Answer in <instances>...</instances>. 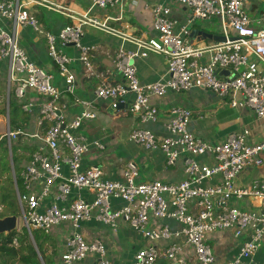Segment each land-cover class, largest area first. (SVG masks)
Wrapping results in <instances>:
<instances>
[{
	"label": "built area",
	"instance_id": "built-area-1",
	"mask_svg": "<svg viewBox=\"0 0 264 264\" xmlns=\"http://www.w3.org/2000/svg\"><path fill=\"white\" fill-rule=\"evenodd\" d=\"M174 1L188 8L191 18L180 25L171 7L158 3L152 8L158 35L152 37L124 34L110 24L109 17L102 20L91 13L94 8L114 7L120 0H92L88 12L57 32L45 30L28 10L30 5L46 7L48 0H0V74H6L9 91L14 85L16 96L26 99L21 108L31 117L25 128H11L8 102L4 121L7 119L9 127L0 135V140L4 136L8 139L21 210L22 223H18L17 232L26 231L33 241L34 230L49 232L54 226L69 224L62 264H77L89 256L94 257L91 264H116L100 237L86 239L83 223L90 221L109 226L114 233L122 221L151 242L135 251L130 264H157L162 256L169 264H264V257L257 261V254L264 251V176L248 186L236 184L245 168L263 163L264 139L252 143L250 130L242 128L228 133L220 142L209 141L189 129L192 111L182 106L170 110L165 135L158 136L145 126L158 119L154 97L192 88L209 90L219 97L232 96L234 107H249L264 118V70L259 65H264V26L260 21L256 25L247 14L245 0ZM214 18L219 20L225 41L203 46L189 41L195 19ZM88 26L137 46L126 49L121 45L113 54V68L122 81L110 83L97 70V46L82 42ZM26 28L45 37L48 56L63 79V89L56 85V74L32 59L22 45ZM68 48L75 49L76 54ZM150 52L165 57L167 70L162 79L144 84L134 62ZM76 62L88 77L97 79L96 99L108 101L113 110L128 94L135 95L130 110L138 116L140 125L130 132V141L148 151L160 150L168 166L184 159L185 179L173 183L138 181L134 162H128L121 180L105 178L99 165L84 167L86 153L93 148L105 149V144L77 133L84 120L96 118L97 112L94 100L76 94V76L71 70ZM222 70L230 73L221 74ZM29 91L39 97H26ZM63 93L72 95L73 104L81 107L70 119L63 114ZM237 94L242 96L241 101L235 99ZM19 137L30 144L39 141L20 173L23 189L15 175L12 155V141ZM203 157L212 162L200 160ZM226 232L234 242L223 241ZM17 236L12 241L16 247ZM161 242L165 245L160 246Z\"/></svg>",
	"mask_w": 264,
	"mask_h": 264
},
{
	"label": "crops",
	"instance_id": "crops-1",
	"mask_svg": "<svg viewBox=\"0 0 264 264\" xmlns=\"http://www.w3.org/2000/svg\"><path fill=\"white\" fill-rule=\"evenodd\" d=\"M48 2L46 7L30 5L28 10L30 8L29 11L54 32H57L65 24L75 23L77 21V16L88 12L92 5V0H48ZM158 3L169 5L172 10V16L179 21L180 25L185 24L187 20L191 18L190 10L174 0H120L114 7L108 6L105 9L94 8L91 13L102 20L109 17L110 24L124 34L130 36L146 34L147 36L155 37L158 33L153 27L152 8ZM176 4L181 5L182 9L176 7ZM244 8L255 24L257 21H260L261 25L264 26V0H245ZM73 16L75 18H73ZM214 19L204 21H215ZM216 20L219 22L218 19ZM194 22L191 24L192 30L188 39L195 45L198 44L203 46L216 42L199 34L198 32L200 31L222 35V30L218 32L214 29H210V27L201 26ZM176 29L179 28L177 27ZM27 30L28 29L23 30L25 35L21 39L22 45L31 38L30 35L26 34ZM82 42L86 45L97 46L94 64L98 71L106 75L107 81L110 83L122 81L121 75L114 71L113 54L121 45L126 49H136L137 46L132 41L124 40L120 36L88 26L85 29ZM26 48L32 59L48 69V71L56 74V85L59 86L60 89H63V79L53 70L55 65H46L44 62L38 61L31 51V47L26 46ZM67 51L76 54L73 48H68ZM134 63L137 67L138 77L144 84L162 79L167 70L165 57L153 52H150L147 57L137 58ZM259 65L260 68L264 70V65L261 63ZM71 70L76 76L77 96L94 100L97 112L96 118L84 120L82 126L77 130V133L85 136L89 140H99L103 142L105 148H107L108 143L113 142L116 143V145L120 144L121 151L125 154V157L103 159L102 152L100 154L99 152L104 149L93 148L86 153L83 158L84 167L99 165L103 170L105 178L121 180L128 162H134L139 172L138 181L158 179L173 183L186 178L184 172V159L179 160L175 166H168L165 156L160 150L148 151L142 146L130 141V132L133 128L140 125L138 116L130 110L135 99L134 94H128L125 100L120 103L119 108L113 110L108 101L96 99L94 88L97 84V79L88 77L82 66L77 62L72 64ZM207 92L216 98L217 101L215 103L210 105L208 101L205 100ZM34 94L35 93L30 97L27 94L26 97L34 98L36 97V94ZM235 99L241 101L242 96L237 94ZM232 100V96L219 97L209 90L199 88H192L182 93L169 92L165 96L154 97L152 99V104L158 108V119L155 122H148L145 126L158 136L165 135V123L170 116V110L173 107L182 106L192 111V120L189 124V129L195 135L206 138L209 141L220 142L226 138L228 133L242 128H248L250 130V140L252 143L263 140L264 118H259L255 111L249 107L239 105L234 107L232 105ZM61 103L63 104V114H65L68 119L78 114L81 110L80 106L73 104V96L70 94L63 93L61 96ZM30 142L37 145L39 141L34 140ZM30 152L31 151H29V153ZM262 158L263 163L261 165H251L240 172L236 180L237 185L248 186L255 179L264 176V153L262 154ZM200 160L212 162V159L209 157H203L200 158ZM63 172L66 175L68 174L66 166H64ZM82 194L88 198H92L86 191H83ZM85 224H87V226H85ZM101 225L102 224L95 221L83 223V227L86 229ZM127 229L129 233L132 231L128 227ZM69 232L70 231H67L63 238H61L62 250L64 249V238ZM83 233L88 241L99 237L95 235L94 232ZM56 234L58 233H55V236ZM114 235H117V232L114 233ZM135 235L137 234L135 233ZM131 239L132 241L128 242H123L121 239H118V245L114 251L110 244L104 241L108 247L109 258L114 261V263L130 264L133 261L135 251L151 243L144 238L139 241L136 236H131ZM231 242L232 241H229L228 243ZM159 244L160 246L165 245V243L162 242ZM263 257L264 251H261L257 254V261L260 262ZM93 258V256H89L87 260L77 264H91ZM157 264L169 263L162 256L158 259Z\"/></svg>",
	"mask_w": 264,
	"mask_h": 264
},
{
	"label": "rangeland",
	"instance_id": "rangeland-1",
	"mask_svg": "<svg viewBox=\"0 0 264 264\" xmlns=\"http://www.w3.org/2000/svg\"><path fill=\"white\" fill-rule=\"evenodd\" d=\"M176 7L182 9L181 5L176 4ZM29 10H30V8H29ZM214 20L215 21H203L202 22L199 19H195L194 23H196L198 25H201V26L202 25L203 26H207V27H210V29H214V30H216L218 32H221V28L219 26V22L216 19H214ZM26 29H28V28H26ZM44 29L45 30H50L46 25H44ZM44 29L42 28V30H44ZM26 34L30 35L31 38L27 42L25 41V44L23 43V46L25 48H26V46L31 47V51L33 52V54L35 55V57H36V59L38 61H42L46 65H53L52 60L48 56L47 42H46V39L43 36V34H38L33 29H28ZM24 35L25 34L23 33V36ZM0 87L4 90V93H5L3 104H7L9 102V103H12V106H14V105H19L21 103H25L26 102V99L18 98L16 96L15 86L14 85L11 86L10 91L8 90L6 74H0ZM31 95L32 94H29V96H31ZM205 100L208 101V103L210 105L217 101L216 98H214V96L211 95L209 92L206 93ZM5 117H6V115H5ZM19 119L22 120V116ZM21 120H19V121H21ZM8 127L9 126H8V123H7V119L5 121L3 119L0 122V135L4 134L8 130ZM10 127H13V126H10ZM25 127H26V125L22 126V128H25ZM18 144L19 145H17V143L15 141H13L12 146L14 145L16 147V150H15V147H14V153L12 151V155L14 154L15 157H16L15 166H16V171H17L18 174H16V172H15V175L20 176V173H21L22 169L24 168L25 163H27L26 159H22L21 160L20 155L22 153L25 156H28L29 151H25V147L27 145H31L32 143L30 144L29 141L26 138H21V141ZM101 152H102L103 159H105V158L113 159L114 157H125V154H123V152L121 151V145L120 144L116 145V143H113V142L112 143H108L107 148H105L104 150H100L99 154ZM8 159L10 161L9 151H8ZM20 169H21V171H20ZM14 171H15V168H14ZM10 174L12 176L13 188H14V179H13L12 170L10 171ZM3 180H4V178L1 177L0 178V182L3 183ZM18 182H19V185L21 186V188L23 189V181H22L21 176H20V179H19ZM14 192H15V190H14ZM15 195H16V193H15ZM16 199H17V197H16ZM17 204H18V201H17ZM18 212L19 213L17 215L20 216L21 210H20L19 204H18ZM18 223L20 224V223H22V221L19 220ZM85 226H87V224H85ZM82 230H83V232H94V234L99 236V237H101L103 241H105L106 243H109L111 248L113 249V251L116 250V247L118 245L117 244V240L118 239H121V241H123V242L132 241L131 236L132 237L133 236L138 237L139 241H141L143 239L142 236H137L132 231H130V233L132 234L131 235L128 232L129 230L127 229V226L122 221L119 222V228L117 230V235H114V233L111 230V228L109 226H105V225L93 226L92 228H87V229L83 227ZM67 231H71V229L69 230V224H60V225H57V226H54L53 228H51L50 233L52 234L54 239L57 241L58 248H57V252L53 256V260H51L50 264H62L61 256H62L63 250L61 248V245H62L61 244L62 243L61 242V238H63V236L65 235V233ZM53 232H54V234H53ZM55 233H58V234H56V236H55ZM222 239H223V241H227V242L232 241V242H234L230 232H226L223 235ZM51 250H52V248H50V252H51ZM0 264H19V262H18L17 259L9 258V257H7L5 255L0 254Z\"/></svg>",
	"mask_w": 264,
	"mask_h": 264
},
{
	"label": "trees",
	"instance_id": "trees-1",
	"mask_svg": "<svg viewBox=\"0 0 264 264\" xmlns=\"http://www.w3.org/2000/svg\"><path fill=\"white\" fill-rule=\"evenodd\" d=\"M53 70L57 72V67L54 66ZM33 93L32 91L27 92L28 96L29 94ZM4 96V90L0 87V105L4 102ZM38 97L39 95L36 94V97L34 98ZM21 105L22 103L12 106V103H10V126H13L15 129L22 128V126L26 125L30 118V116L21 108ZM5 115V110L0 109V122L5 119ZM21 116L22 120L19 119ZM21 138L22 137H19L18 139L13 141H15L17 145H19L18 143H20ZM14 147L15 146L13 145V153ZM36 147L37 145L34 143L32 145H27L25 147V151L31 152L28 154V156H25L21 153V160L26 159L28 161L30 159V154L34 152ZM13 161L15 172L16 174H18L16 171V157L14 154ZM10 171L11 166L8 159L7 137L4 136L0 140V178H4L3 183L0 182V217L14 214L17 215L19 213ZM17 179L19 181L20 176H17ZM16 235H18L17 247L12 244L13 238ZM33 236L34 240L32 241L26 231L18 233L16 230L9 234L0 235V254L5 255L9 258L17 259L19 264H50L51 260H53V256L57 252V241L54 239L50 231L45 232L43 230H34ZM50 248H52L51 252Z\"/></svg>",
	"mask_w": 264,
	"mask_h": 264
},
{
	"label": "water",
	"instance_id": "water-1",
	"mask_svg": "<svg viewBox=\"0 0 264 264\" xmlns=\"http://www.w3.org/2000/svg\"><path fill=\"white\" fill-rule=\"evenodd\" d=\"M198 33L202 34L205 38H209V39L214 40L216 42L225 41V39H226L223 35H219V34H212V33L205 32V31H200ZM220 73L228 75L230 73V71L222 70V71H220ZM0 109L7 110V105L1 104ZM18 220H19V216L15 215V214L14 215H7L5 217H0V235L9 234L15 230L17 231Z\"/></svg>",
	"mask_w": 264,
	"mask_h": 264
}]
</instances>
